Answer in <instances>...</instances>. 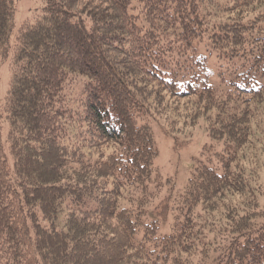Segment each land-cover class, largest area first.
I'll return each instance as SVG.
<instances>
[{
    "label": "trees",
    "instance_id": "obj_1",
    "mask_svg": "<svg viewBox=\"0 0 264 264\" xmlns=\"http://www.w3.org/2000/svg\"><path fill=\"white\" fill-rule=\"evenodd\" d=\"M17 2L0 0V264H264L230 165L250 131L261 145L264 0H42L18 26ZM167 115L179 134L204 118L224 148L157 209Z\"/></svg>",
    "mask_w": 264,
    "mask_h": 264
},
{
    "label": "rangeland",
    "instance_id": "obj_2",
    "mask_svg": "<svg viewBox=\"0 0 264 264\" xmlns=\"http://www.w3.org/2000/svg\"><path fill=\"white\" fill-rule=\"evenodd\" d=\"M40 5H42V0H18L16 25L18 26L23 21L28 14V9L39 8ZM215 57L211 59L209 56V63L211 64L209 73L214 85L220 79L218 72L225 70V61H222L221 67L218 68V64L221 62L216 55ZM7 63H3L0 67V99H3L7 91L10 78ZM248 105L250 112L255 111L256 121L260 122L262 126V131L259 132L258 137L261 145L255 143L256 135L254 134L252 137L250 131L247 137L252 138L251 142L247 146H240L238 156L230 163L232 169L234 168L232 172L241 175L242 180L247 181L248 188L251 191V195L247 191L242 196L232 195V203L237 206H243L245 205L243 203L245 201L248 205L250 204L249 207L251 206V208L257 205L256 210L261 214L260 217H264V95L257 100H251ZM180 106H182L180 108L182 110L187 104L183 103ZM171 118V115H167L159 117L157 121L152 122L155 141L158 147V156L155 159L154 168L158 172L157 175L160 176L163 186L156 197L155 206L157 209L169 198H175L179 191L181 192L185 188L195 164L200 161L208 163L217 161L219 159L218 155L223 153L224 148L223 142L210 137L209 124L204 118H200L198 124L194 127L187 128L185 134L168 131V121ZM219 204H217V207ZM151 208H154V205ZM150 211H153V213L149 212L150 215L159 217L160 212L154 211V209H150ZM173 219L174 213L172 211L168 221L161 224L159 229L161 235L170 232L169 223H172ZM211 235L213 237H210ZM210 236L214 242L213 246H220L219 239L214 233H210Z\"/></svg>",
    "mask_w": 264,
    "mask_h": 264
},
{
    "label": "bare ground",
    "instance_id": "obj_3",
    "mask_svg": "<svg viewBox=\"0 0 264 264\" xmlns=\"http://www.w3.org/2000/svg\"><path fill=\"white\" fill-rule=\"evenodd\" d=\"M199 39V38H198Z\"/></svg>",
    "mask_w": 264,
    "mask_h": 264
}]
</instances>
